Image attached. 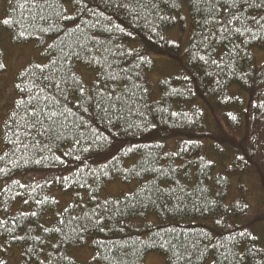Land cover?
I'll use <instances>...</instances> for the list:
<instances>
[{
    "label": "trees",
    "instance_id": "16d2710c",
    "mask_svg": "<svg viewBox=\"0 0 264 264\" xmlns=\"http://www.w3.org/2000/svg\"><path fill=\"white\" fill-rule=\"evenodd\" d=\"M0 34L42 50L1 134L0 264H264V0H5Z\"/></svg>",
    "mask_w": 264,
    "mask_h": 264
},
{
    "label": "rangeland",
    "instance_id": "374dc122",
    "mask_svg": "<svg viewBox=\"0 0 264 264\" xmlns=\"http://www.w3.org/2000/svg\"><path fill=\"white\" fill-rule=\"evenodd\" d=\"M5 6V0H0V16L2 15ZM176 31L173 32V37H177ZM2 37V46L6 51V71L0 76V152L2 150L1 134L4 123L10 114L16 100V77L19 72L30 62L40 58L42 50L37 48L32 42L26 44L15 45L11 39L5 34H0ZM0 182V190L2 188ZM73 257L80 261H86L92 255L88 247L71 251ZM145 264H166L164 256L157 252L150 253Z\"/></svg>",
    "mask_w": 264,
    "mask_h": 264
},
{
    "label": "snow or ice",
    "instance_id": "6c2138e0",
    "mask_svg": "<svg viewBox=\"0 0 264 264\" xmlns=\"http://www.w3.org/2000/svg\"><path fill=\"white\" fill-rule=\"evenodd\" d=\"M5 24L9 23V21L5 20L4 21ZM0 67H3L2 65H0ZM19 87V86H18ZM50 118V117H49Z\"/></svg>",
    "mask_w": 264,
    "mask_h": 264
}]
</instances>
